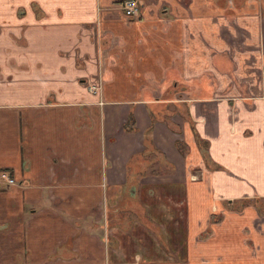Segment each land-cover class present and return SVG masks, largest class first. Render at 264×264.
<instances>
[{
    "label": "crops",
    "instance_id": "obj_1",
    "mask_svg": "<svg viewBox=\"0 0 264 264\" xmlns=\"http://www.w3.org/2000/svg\"><path fill=\"white\" fill-rule=\"evenodd\" d=\"M121 1L0 0V264H264V0Z\"/></svg>",
    "mask_w": 264,
    "mask_h": 264
},
{
    "label": "built area",
    "instance_id": "obj_2",
    "mask_svg": "<svg viewBox=\"0 0 264 264\" xmlns=\"http://www.w3.org/2000/svg\"><path fill=\"white\" fill-rule=\"evenodd\" d=\"M118 6L124 16L128 19H137L140 16V10L135 0H122ZM90 90L97 92L100 88L91 87ZM15 184H17V181L13 176H11L7 171H0V189L5 186H13Z\"/></svg>",
    "mask_w": 264,
    "mask_h": 264
},
{
    "label": "rangeland",
    "instance_id": "obj_3",
    "mask_svg": "<svg viewBox=\"0 0 264 264\" xmlns=\"http://www.w3.org/2000/svg\"><path fill=\"white\" fill-rule=\"evenodd\" d=\"M255 206H258L259 208H264V203L262 201H259ZM166 233H165V236H164V239H166ZM169 255H172L170 254L168 251L166 253H163V258H167ZM176 256V254L174 255Z\"/></svg>",
    "mask_w": 264,
    "mask_h": 264
}]
</instances>
